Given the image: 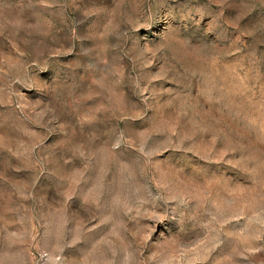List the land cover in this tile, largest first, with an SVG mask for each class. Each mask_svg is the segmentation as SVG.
Returning a JSON list of instances; mask_svg holds the SVG:
<instances>
[{
	"label": "rangeland",
	"instance_id": "obj_1",
	"mask_svg": "<svg viewBox=\"0 0 264 264\" xmlns=\"http://www.w3.org/2000/svg\"><path fill=\"white\" fill-rule=\"evenodd\" d=\"M0 264H264V0H0Z\"/></svg>",
	"mask_w": 264,
	"mask_h": 264
}]
</instances>
